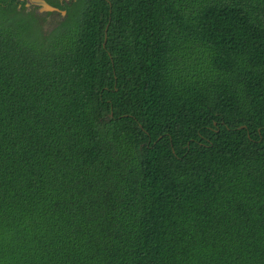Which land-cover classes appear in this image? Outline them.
Here are the masks:
<instances>
[{"label": "trees", "instance_id": "16d2710c", "mask_svg": "<svg viewBox=\"0 0 264 264\" xmlns=\"http://www.w3.org/2000/svg\"><path fill=\"white\" fill-rule=\"evenodd\" d=\"M47 1L0 0V264H264V0Z\"/></svg>", "mask_w": 264, "mask_h": 264}, {"label": "water", "instance_id": "95a60500", "mask_svg": "<svg viewBox=\"0 0 264 264\" xmlns=\"http://www.w3.org/2000/svg\"><path fill=\"white\" fill-rule=\"evenodd\" d=\"M36 6L39 13L45 12H61L62 17L66 15V10L60 9L58 6H55L48 2L47 0H26V6Z\"/></svg>", "mask_w": 264, "mask_h": 264}, {"label": "flooded vegetation", "instance_id": "af4514ba", "mask_svg": "<svg viewBox=\"0 0 264 264\" xmlns=\"http://www.w3.org/2000/svg\"><path fill=\"white\" fill-rule=\"evenodd\" d=\"M25 2H26V0H24ZM31 7H33V5L31 6ZM38 9V8H37Z\"/></svg>", "mask_w": 264, "mask_h": 264}, {"label": "rangeland", "instance_id": "374dc122", "mask_svg": "<svg viewBox=\"0 0 264 264\" xmlns=\"http://www.w3.org/2000/svg\"><path fill=\"white\" fill-rule=\"evenodd\" d=\"M50 18V17H49Z\"/></svg>", "mask_w": 264, "mask_h": 264}]
</instances>
